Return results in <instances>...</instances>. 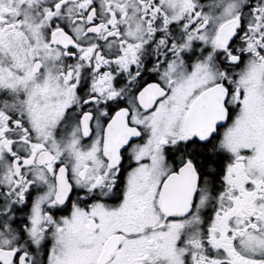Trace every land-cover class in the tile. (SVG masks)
I'll return each mask as SVG.
<instances>
[{
    "label": "snow or ice",
    "instance_id": "1",
    "mask_svg": "<svg viewBox=\"0 0 264 264\" xmlns=\"http://www.w3.org/2000/svg\"><path fill=\"white\" fill-rule=\"evenodd\" d=\"M0 264H264V0H0Z\"/></svg>",
    "mask_w": 264,
    "mask_h": 264
}]
</instances>
